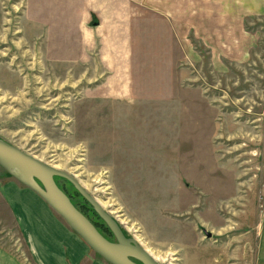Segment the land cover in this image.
<instances>
[{
    "label": "rangeland",
    "instance_id": "374dc122",
    "mask_svg": "<svg viewBox=\"0 0 264 264\" xmlns=\"http://www.w3.org/2000/svg\"><path fill=\"white\" fill-rule=\"evenodd\" d=\"M255 1L168 0L178 14L162 15L151 0L119 94L89 59L52 54L51 32L31 30V0H0V138L72 176L160 264H253L264 204ZM55 182L113 240L74 187ZM18 235L0 205L1 246L19 253Z\"/></svg>",
    "mask_w": 264,
    "mask_h": 264
},
{
    "label": "crops",
    "instance_id": "0c3cea01",
    "mask_svg": "<svg viewBox=\"0 0 264 264\" xmlns=\"http://www.w3.org/2000/svg\"><path fill=\"white\" fill-rule=\"evenodd\" d=\"M159 2L162 15L173 12L168 8V0ZM151 9V0H31L29 21L32 31L51 32L48 41L52 35L49 45L54 47L53 55L55 51L67 62L80 64L84 57L89 59L104 73L98 70V75L113 78V88L125 94L131 57L132 61L135 57L129 37L133 39L136 31L150 26ZM255 13H264V0L255 1ZM167 20L160 23V28H169ZM0 205L8 210L23 244L19 253L0 244V264H22L23 260L28 264H108L39 196L3 176ZM257 235L253 264H264V204Z\"/></svg>",
    "mask_w": 264,
    "mask_h": 264
},
{
    "label": "water",
    "instance_id": "95a60500",
    "mask_svg": "<svg viewBox=\"0 0 264 264\" xmlns=\"http://www.w3.org/2000/svg\"><path fill=\"white\" fill-rule=\"evenodd\" d=\"M0 168L16 182L39 196L96 255L108 264H160L133 237L126 236L117 220L104 211L66 172L37 160L2 138ZM55 177L65 179L74 187L105 224L113 240L105 238L71 202L68 195L56 184ZM205 235L210 237L211 233L205 230Z\"/></svg>",
    "mask_w": 264,
    "mask_h": 264
},
{
    "label": "bare ground",
    "instance_id": "6f19581e",
    "mask_svg": "<svg viewBox=\"0 0 264 264\" xmlns=\"http://www.w3.org/2000/svg\"><path fill=\"white\" fill-rule=\"evenodd\" d=\"M53 167V166H52ZM53 168H55V167H53ZM96 200V199H95ZM97 201V203L102 207V206H104L98 199L96 200ZM109 214V213H108ZM146 249V248H145ZM146 251L148 252V249H146ZM155 260H157V261H159L160 259H159V257L158 256H156V255H154V253H152V252H148Z\"/></svg>",
    "mask_w": 264,
    "mask_h": 264
},
{
    "label": "built area",
    "instance_id": "2783aa9c",
    "mask_svg": "<svg viewBox=\"0 0 264 264\" xmlns=\"http://www.w3.org/2000/svg\"><path fill=\"white\" fill-rule=\"evenodd\" d=\"M262 199L264 200V192H263V194H262Z\"/></svg>",
    "mask_w": 264,
    "mask_h": 264
},
{
    "label": "trees",
    "instance_id": "16d2710c",
    "mask_svg": "<svg viewBox=\"0 0 264 264\" xmlns=\"http://www.w3.org/2000/svg\"><path fill=\"white\" fill-rule=\"evenodd\" d=\"M7 174V173H6ZM8 175V174H7ZM95 226V225H94ZM96 227V226H95Z\"/></svg>",
    "mask_w": 264,
    "mask_h": 264
}]
</instances>
